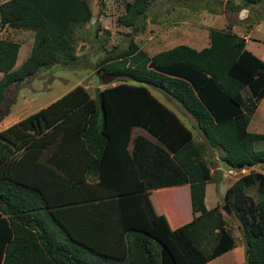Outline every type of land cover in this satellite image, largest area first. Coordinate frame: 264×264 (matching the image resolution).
Listing matches in <instances>:
<instances>
[{
    "label": "trees",
    "instance_id": "16d2710c",
    "mask_svg": "<svg viewBox=\"0 0 264 264\" xmlns=\"http://www.w3.org/2000/svg\"><path fill=\"white\" fill-rule=\"evenodd\" d=\"M262 2L225 4L233 12ZM148 6L124 2L117 22L135 26ZM91 16L89 0L0 1V26L33 29L16 66L19 42L0 37V100L9 82L74 60V30ZM232 25L208 28L200 50L183 43L150 55L129 40L98 61L119 83L94 94L76 83L0 128V264H205L235 247L220 206L204 202L207 145L148 85L184 107L224 165L250 168L224 202L243 233L245 263L264 264V172L251 168L264 163L255 148L264 127L247 130L264 97V61ZM186 183L193 216L178 223L160 211L169 202L157 189ZM254 185L256 200L246 194Z\"/></svg>",
    "mask_w": 264,
    "mask_h": 264
},
{
    "label": "rangeland",
    "instance_id": "374dc122",
    "mask_svg": "<svg viewBox=\"0 0 264 264\" xmlns=\"http://www.w3.org/2000/svg\"><path fill=\"white\" fill-rule=\"evenodd\" d=\"M126 1L129 0H89L92 16L84 25L74 30L72 50L76 58L67 63L54 62L39 68L27 77L9 82L5 86L0 100V128L45 105L76 83L87 87L91 94H94L97 87L119 83L120 80L102 74L98 61L104 56L116 54L121 49L126 48L129 40L148 49L150 52L159 51L170 48L175 42L181 41L184 26H188L190 23L210 25L213 23L212 18L220 24L225 22L236 24L241 31L246 27L249 29L247 24L251 25L250 28H253L259 23L260 25L256 26L254 33H252L260 39L264 37V2L255 5L248 4L239 11L231 12L226 9V0H149L146 15L140 18L135 26L125 27L117 22V18L123 14V3ZM242 10H244L243 18L241 15ZM210 14H212V17ZM32 36L33 29L31 28L0 26V37L11 38L19 42L14 66L28 54ZM193 37L199 40L198 35ZM247 44L249 47H254L256 44L260 52L264 54V44L248 41ZM148 88L161 103L173 110L184 121V124L191 130L193 138L200 140L199 135L201 133L197 128L191 126L190 115L184 107H181L161 89L153 85H148ZM248 92L246 90L242 94L249 97ZM262 100L263 105L264 98L260 101ZM178 107L189 116L184 115V112L181 114ZM261 110L251 115L252 120L248 123V131L258 133L263 130L264 115L261 114L263 113ZM132 133L147 136L144 131L138 128H133ZM255 148L264 151V140L257 141ZM211 155L212 152L207 158L209 159ZM209 162L212 163L211 167L214 169L213 178L206 189L209 193V197L206 198L207 205L212 207L220 203L219 206L226 216L227 226L235 237L237 247L240 243L245 245L239 223L229 209L228 204L224 202V192L231 182L247 173V171L229 169L220 161V155H218L217 161L210 159ZM253 168L264 171V163L255 165ZM224 173L226 175L223 183L219 182L218 176H222ZM174 187L177 188L164 191L161 196L157 195L156 197L162 198L165 204H167L166 201L170 203L175 213L172 221L176 220L178 222L185 219L191 213V209L189 198L185 196L187 185ZM246 194L253 200L258 199L255 185L247 188ZM224 206L226 208H223ZM223 260V257H221L214 264H224Z\"/></svg>",
    "mask_w": 264,
    "mask_h": 264
},
{
    "label": "crops",
    "instance_id": "0c3cea01",
    "mask_svg": "<svg viewBox=\"0 0 264 264\" xmlns=\"http://www.w3.org/2000/svg\"><path fill=\"white\" fill-rule=\"evenodd\" d=\"M206 11V10H205ZM207 12V11H206ZM211 15V17H212V14H210ZM211 19V18H210ZM215 20V19H214ZM213 20V18H212V24H210V25H206V24H204V23H201V24H193V23H190V25H188V26H184V34H183V37H182V40L181 41H178V42H175L174 43V45L172 46V47H174V46H176V45H179V44H185V45H188V46H190V47H192V48H194V49H196V50H200V49H202L203 47H206V46H208V38H207V29L208 28H215V27H217V29H222V28H225L226 27V24H227V22H225V23H223V24H220V23H217L216 21H214ZM260 23H262V22H260ZM258 25H260L259 23H257L256 24V26H258ZM247 26L249 27V29H247V27L245 28V29H243L242 31L241 30H239L238 28H239V26H237L236 24H233L232 25V28H231V31L232 32H234V33H236V34H238L239 36H241V37H243V39H244V44H245V47H247L248 48V50H250L252 53H254L256 56H258L259 58H261L263 61H264V54H262L261 52H260V50L257 48L258 46L255 44V46L253 47H249V45L247 44V41L248 42H252V43H260V44H264V37L263 38H258V37H255V35H253V33H254V30L256 29L255 27L256 26H254L253 28H250L251 27V25H248L247 24ZM253 32V33H252ZM194 35H198L199 36V40L198 39H194ZM164 41V40H163ZM172 47H170V48H172ZM140 48H142L143 50H145V51H147L150 55L153 53H156V52H159V51H161V50H165V49H169V48H164V49H161V50H159V51H155V52H150L148 49H145L144 47H142V46H140ZM149 86H151V85H149ZM102 87V86H101ZM262 98H264V97H262ZM261 98V99H262ZM260 99V100H261ZM259 100V102L257 103V105H256V109H255V111L253 112V115L254 114H256L257 112H259L261 109V111L263 112V113H261V114H263L264 115V104L262 105V103H263V100L262 101H260ZM177 107V106H176ZM178 109H180L179 107H178ZM181 110V109H180ZM186 111V110H185ZM180 112V111H179ZM184 112V110H181V114ZM185 113V112H184ZM188 113V112H187ZM189 114V113H188ZM188 114H184V115H188ZM184 115H182L183 117H184ZM190 115V114H189ZM188 115V116H189ZM187 117V116H186ZM190 118V124H191V126H193L195 129H196V126H195V120H194V118L190 115L189 116ZM251 120H252V116H251V118H250V121H249V123L251 122ZM247 126H248V124H247ZM197 132V131H196ZM251 132V131H250ZM259 133V132H258ZM199 139H200V141H202V142H204L206 145H207V154H206V160H207V164H208V169L210 170V172H211V179L213 178V169L214 168H212L211 166H212V163H210L209 161H210V159H213V160H215V161H217L218 160V155H220L221 154V152L217 149V148H211V147H209V145H208V142L206 141V139H204L203 138V136H202V134H200L199 135ZM211 152H212V155H211V157H209V159L207 158V156H209L210 154H211ZM220 161H221V159H220ZM222 163H223V161H221ZM256 165H259V164H256ZM255 166V165H254ZM252 169H254L253 168V166L251 167ZM250 168H245V169H243V170H246L247 172H248V170H249ZM254 170H257L256 168L254 169ZM257 171H262V170H257ZM262 172H264V171H262ZM226 174L224 173V174H222V176H218V181L220 182H222L223 183V180L225 179L224 178V176H225ZM211 181V180H210ZM210 181H208L207 183H206V185L204 186V202H205V205H206V207L207 208H212V207H215L216 205H218L219 206V204L220 203H218V204H216L215 206H212V207H209L208 205H207V202H206V198L207 197H209V193H208V191L206 190L207 188H208V184H209V182ZM234 182V181H233ZM233 182H231L229 185H231ZM182 185H187V188L185 189V196H188V198H189V195H188V183H186V184H182ZM228 185V186H229ZM175 186H181V185H175ZM173 188H177V187H174V186H171V187H163V188H158L157 190L159 191H167V190H171V189H173ZM209 190V189H208ZM226 203V202H225ZM223 204H224V202H223ZM223 208H226L225 206L223 207ZM190 209H191V207H190ZM220 210L222 211V209H221V207H220ZM160 211L161 212H163L166 216L165 217H168L167 215H171L172 216V218H174L175 216H174V211H173V209H172V207H171V205H170V203H168V205H167V207H162V209H160ZM222 213H223V215H224V218L226 217L225 216V214H224V212L222 211ZM193 216V214H192V212L185 218V219H181L178 223H183L184 221H187V220H189L191 217ZM168 219V218H167ZM226 219V218H225ZM245 245L244 244H242V243H240V245L237 247V244L235 245V247L234 248H232V249H229V250H227V251H225V252H223V253H221L220 255H218V256H216L215 257V259H211V260H209L208 262H206L205 264H214L215 263V261L217 260V259H220L221 257H223V263L224 264H246L245 263ZM230 262V263H229Z\"/></svg>",
    "mask_w": 264,
    "mask_h": 264
},
{
    "label": "clouds",
    "instance_id": "9594fccd",
    "mask_svg": "<svg viewBox=\"0 0 264 264\" xmlns=\"http://www.w3.org/2000/svg\"><path fill=\"white\" fill-rule=\"evenodd\" d=\"M243 12H244V10H242V13H241V15H242V18H243Z\"/></svg>",
    "mask_w": 264,
    "mask_h": 264
},
{
    "label": "water",
    "instance_id": "95a60500",
    "mask_svg": "<svg viewBox=\"0 0 264 264\" xmlns=\"http://www.w3.org/2000/svg\"><path fill=\"white\" fill-rule=\"evenodd\" d=\"M4 89H5V87H4ZM4 91V90H3Z\"/></svg>",
    "mask_w": 264,
    "mask_h": 264
},
{
    "label": "flooded vegetation",
    "instance_id": "af4514ba",
    "mask_svg": "<svg viewBox=\"0 0 264 264\" xmlns=\"http://www.w3.org/2000/svg\"><path fill=\"white\" fill-rule=\"evenodd\" d=\"M1 102V101H0Z\"/></svg>",
    "mask_w": 264,
    "mask_h": 264
}]
</instances>
